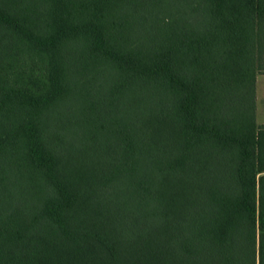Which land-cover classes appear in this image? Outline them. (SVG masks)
I'll return each instance as SVG.
<instances>
[{"label": "trees", "instance_id": "1", "mask_svg": "<svg viewBox=\"0 0 264 264\" xmlns=\"http://www.w3.org/2000/svg\"><path fill=\"white\" fill-rule=\"evenodd\" d=\"M264 0H0V264H264Z\"/></svg>", "mask_w": 264, "mask_h": 264}, {"label": "crops", "instance_id": "2", "mask_svg": "<svg viewBox=\"0 0 264 264\" xmlns=\"http://www.w3.org/2000/svg\"><path fill=\"white\" fill-rule=\"evenodd\" d=\"M255 120L257 125L263 127L264 139V51L263 69L257 74L255 82Z\"/></svg>", "mask_w": 264, "mask_h": 264}]
</instances>
